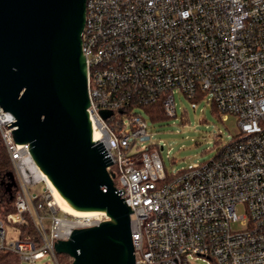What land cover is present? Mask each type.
I'll return each mask as SVG.
<instances>
[{"label":"built area","instance_id":"1","mask_svg":"<svg viewBox=\"0 0 264 264\" xmlns=\"http://www.w3.org/2000/svg\"><path fill=\"white\" fill-rule=\"evenodd\" d=\"M81 49L91 139L102 141L112 160L106 169L131 210L135 264H264V0H86ZM174 91L210 104L222 120L232 116L240 131L210 160L166 175L162 146L143 143V106L158 103L175 116ZM12 120L0 107L16 182L0 249L26 264L46 254L58 264L56 240L109 217L61 209L29 143L5 125ZM38 184L41 193L29 190ZM26 217L36 240L18 238Z\"/></svg>","mask_w":264,"mask_h":264},{"label":"water","instance_id":"2","mask_svg":"<svg viewBox=\"0 0 264 264\" xmlns=\"http://www.w3.org/2000/svg\"><path fill=\"white\" fill-rule=\"evenodd\" d=\"M86 0H0V107L6 126L52 184L77 209L108 220L54 242L72 264H135L129 206L115 188L102 141H92L81 49ZM101 116L110 115L101 110ZM162 149V147H160ZM6 191L15 187L7 173Z\"/></svg>","mask_w":264,"mask_h":264},{"label":"rangeland","instance_id":"3","mask_svg":"<svg viewBox=\"0 0 264 264\" xmlns=\"http://www.w3.org/2000/svg\"><path fill=\"white\" fill-rule=\"evenodd\" d=\"M175 116L151 121L147 115V131L150 139L144 144L156 143L162 146L159 154L166 175L210 160L220 147L229 142L232 136L239 134V127L232 116L222 120L212 112L210 104L203 100L193 101L179 91H174ZM41 184L30 186L29 190L41 193ZM59 214H61L59 212ZM46 226L48 219L43 220ZM7 239L16 238V230L5 223ZM199 264H206L197 259ZM39 264H55L50 254L40 259ZM19 264H26L20 261Z\"/></svg>","mask_w":264,"mask_h":264},{"label":"trees","instance_id":"4","mask_svg":"<svg viewBox=\"0 0 264 264\" xmlns=\"http://www.w3.org/2000/svg\"><path fill=\"white\" fill-rule=\"evenodd\" d=\"M143 107L148 115L147 117L151 121L167 118L158 103L145 105ZM211 110L218 116L213 107ZM147 117L144 118L147 119ZM9 171L13 172V168L0 135V219H5L6 215L14 210L13 198L16 189L15 187L12 188L11 196L9 192L6 191V182L8 181L7 173ZM16 227L19 239L36 240L37 233L29 217H26V221L22 224H17ZM55 258L58 264H72V259L66 253H56ZM0 264H19L18 255L13 251L0 249Z\"/></svg>","mask_w":264,"mask_h":264},{"label":"bare ground","instance_id":"5","mask_svg":"<svg viewBox=\"0 0 264 264\" xmlns=\"http://www.w3.org/2000/svg\"><path fill=\"white\" fill-rule=\"evenodd\" d=\"M92 131H93V136L95 137V129L94 125L91 126ZM47 185L49 189L51 190V193L53 195L55 203L64 211L73 214L75 216H88V215H95V214H103L105 213L104 210H89V209H77L74 208L68 200H66L59 191L56 189V187L52 184V182L49 180V178H46Z\"/></svg>","mask_w":264,"mask_h":264},{"label":"crops","instance_id":"6","mask_svg":"<svg viewBox=\"0 0 264 264\" xmlns=\"http://www.w3.org/2000/svg\"><path fill=\"white\" fill-rule=\"evenodd\" d=\"M20 261H22V260L19 259V263H20Z\"/></svg>","mask_w":264,"mask_h":264}]
</instances>
